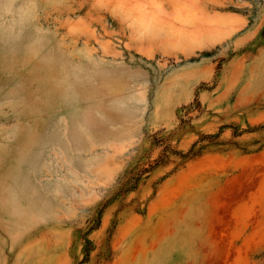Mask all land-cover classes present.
I'll return each instance as SVG.
<instances>
[{"label": "rangeland", "instance_id": "1", "mask_svg": "<svg viewBox=\"0 0 264 264\" xmlns=\"http://www.w3.org/2000/svg\"><path fill=\"white\" fill-rule=\"evenodd\" d=\"M0 264H264V0H0Z\"/></svg>", "mask_w": 264, "mask_h": 264}, {"label": "trees", "instance_id": "2", "mask_svg": "<svg viewBox=\"0 0 264 264\" xmlns=\"http://www.w3.org/2000/svg\"><path fill=\"white\" fill-rule=\"evenodd\" d=\"M203 138V136H201ZM215 136H206V139L213 140ZM157 143H162V151L154 161L153 165L148 166L147 168H141L139 165L136 167H131L130 169L126 170L124 173L122 180L120 181L117 189V193H126L132 190H135L139 184V181L143 175L149 174L152 172L157 166H161L166 164L169 160L170 156L179 157L182 162H186L187 160L196 156L193 152V147L191 150L186 154H181L174 150L168 142H163L161 140H156ZM84 253L85 257L88 256L89 252V242L85 241Z\"/></svg>", "mask_w": 264, "mask_h": 264}]
</instances>
